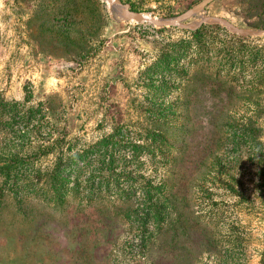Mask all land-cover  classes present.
I'll return each instance as SVG.
<instances>
[{"label": "rangeland", "instance_id": "obj_1", "mask_svg": "<svg viewBox=\"0 0 264 264\" xmlns=\"http://www.w3.org/2000/svg\"><path fill=\"white\" fill-rule=\"evenodd\" d=\"M200 1L0 0V98L19 105L8 131L22 135L33 115L27 130L63 135L66 156L115 125L130 137L159 133L160 154L112 161L118 178L159 185L165 210L159 231L150 223L141 231L133 187L101 186L85 202L69 192L62 207L37 190L17 203L5 189L0 264H264V156L238 134L254 127L263 152L264 28L247 26L256 0H213L188 13ZM212 25L216 54L188 63L172 52L185 31ZM4 135L0 164L14 152L29 159L32 172L18 183L37 189L54 154L28 158L26 143L38 138ZM74 166L69 183L81 162Z\"/></svg>", "mask_w": 264, "mask_h": 264}, {"label": "trees", "instance_id": "obj_2", "mask_svg": "<svg viewBox=\"0 0 264 264\" xmlns=\"http://www.w3.org/2000/svg\"><path fill=\"white\" fill-rule=\"evenodd\" d=\"M248 14V20L255 19L252 23L248 24L252 29H262L264 28V21H262L264 15V0H256L255 4L248 8L246 11ZM217 28V26H202L198 27L193 31H185L186 37L180 39L178 42L172 44V52L178 53L180 58L188 57L189 61H204L205 56L210 54H216L217 49L215 45L216 33L211 29ZM233 48V43L239 42L238 37L231 38ZM180 50V51H178ZM199 66V69H202V63ZM228 62V61H227ZM160 62L157 61L153 63L150 67H158ZM149 67V68H150ZM47 105V107L44 106ZM44 104H39L38 109L36 110L38 114L39 121L41 118V113L43 114L44 110L48 109V102L45 101ZM19 107L18 104H9L0 98V129L4 130V137L7 138V134L12 133L14 137L13 140L21 139H31L32 137L38 138L36 143L28 142L26 143L27 148H29V155L34 157L47 156L48 154H54V162L49 171L45 172L44 179L41 182V185L36 188L35 184L27 183L25 187L19 185L18 181L23 178V176L29 174L28 171L32 172L31 163L28 162L29 159H24L17 155V152L12 153L7 158V161L0 164V176L2 177V184L0 185V195L6 189L8 192L13 194V198L19 203L23 195H28L30 192L36 193L37 191L44 192V200L47 205L50 204L52 207H62L64 203L65 196L70 192L73 195L80 196L82 201H88L91 199V196H95L96 192H100V187L108 188L110 184L114 186L121 187L122 189H132L137 190L140 194V202L138 203L139 208L141 209L139 220L142 221L139 226L141 231L146 230L147 224L153 225L154 230L159 231L161 224L164 222L165 210L163 207V199L160 192L159 185H152L150 179H146L142 176L138 177V181L134 183H129L126 179L118 178L117 175H114V170L117 165H113L112 155L114 153H124L130 152L133 154V157H137L141 154H160V141L162 140V135L156 133L155 131H146V132H136L130 133L124 131L121 127L115 125L112 129V132L105 137H102L98 141L94 142L92 145L80 149L78 152H75L72 156H66V151L68 147H62L63 145V135L58 134L54 137L52 131L48 132L44 137H39L36 132H34L33 127L31 130H27L29 123L33 122V115H28L25 119L27 126L25 130L21 131L22 135H15V132L8 131V126L10 121H12V116L19 113V109H15L12 114V107ZM19 118V117H17ZM22 119V118H21ZM43 118L41 119V121ZM256 129L249 126H242L239 129V135L245 140H249L252 146L253 154L264 156L263 152L259 149L258 144L255 141V132ZM19 133L20 131L17 130ZM32 134V135H31ZM11 139V140H12ZM246 140V141H247ZM39 142V143H38ZM122 144V146H121ZM105 158H110L109 161H105ZM91 159H95V164H91ZM81 162V167L76 169L77 175L74 177L71 183H69L68 178H64V174L69 171H73L75 164ZM213 169L216 174H221L218 171V165L212 164ZM217 167V168H216ZM113 175L114 178L110 179L106 176V172ZM26 172V174H25ZM82 180L80 179V176ZM36 175V174H35ZM96 175V183H94L93 177ZM39 176V175H37ZM116 178V179H115ZM71 184V185H70ZM264 184V183H263ZM70 185V186H69ZM117 188V187H116ZM226 190H229V187H225ZM37 190V191H36Z\"/></svg>", "mask_w": 264, "mask_h": 264}, {"label": "water", "instance_id": "obj_3", "mask_svg": "<svg viewBox=\"0 0 264 264\" xmlns=\"http://www.w3.org/2000/svg\"><path fill=\"white\" fill-rule=\"evenodd\" d=\"M213 0H201L199 3H197L195 6H193L191 8V10L188 12L190 13L191 15L192 14H195L199 11H201L206 5H208L210 2H212ZM179 19V18H178ZM173 21H176V20H173ZM259 33V32H258ZM256 33V34H258Z\"/></svg>", "mask_w": 264, "mask_h": 264}, {"label": "bare ground", "instance_id": "obj_4", "mask_svg": "<svg viewBox=\"0 0 264 264\" xmlns=\"http://www.w3.org/2000/svg\"><path fill=\"white\" fill-rule=\"evenodd\" d=\"M143 18H144V19H147V18H149V17H148V16H143ZM147 20H148V19H147Z\"/></svg>", "mask_w": 264, "mask_h": 264}]
</instances>
